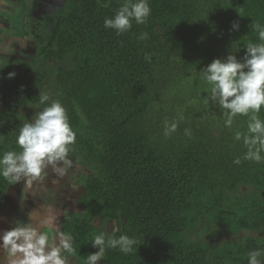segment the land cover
Segmentation results:
<instances>
[{
  "label": "trees",
  "instance_id": "trees-1",
  "mask_svg": "<svg viewBox=\"0 0 264 264\" xmlns=\"http://www.w3.org/2000/svg\"><path fill=\"white\" fill-rule=\"evenodd\" d=\"M124 2L59 0L28 55L36 66H0V156L22 151L23 122L58 100L76 134L69 156L84 192V211L64 226L74 252L63 255L86 264L98 250L91 240L104 232L137 243L128 254L108 248L99 264H248L264 237L217 244L190 235L205 225L229 235L264 231V162L243 159V139H234L247 133L249 118L238 115L226 127L219 106L206 102L211 85L199 72L230 51L239 59L249 43H264L254 28L264 26V0H149L145 23L133 21L124 33L105 28ZM44 94L49 100L41 104ZM258 115L264 120V106ZM166 119L178 124L169 137ZM10 183L0 176L1 190ZM96 216L115 232L96 228Z\"/></svg>",
  "mask_w": 264,
  "mask_h": 264
},
{
  "label": "clouds",
  "instance_id": "clouds-1",
  "mask_svg": "<svg viewBox=\"0 0 264 264\" xmlns=\"http://www.w3.org/2000/svg\"><path fill=\"white\" fill-rule=\"evenodd\" d=\"M151 14L149 0H125L111 17H106L104 27L114 29L117 33L127 32L132 28L133 21L143 24ZM237 21L231 28L238 30ZM259 33V40L264 41V26L254 24ZM140 39H147L148 33H141ZM145 59H150L146 55ZM16 75L8 73L9 78ZM200 78L211 85L206 102L218 105L225 119V126L231 127L238 115L248 116L247 133L237 132L236 141L243 139L247 151L245 160L264 162V120L259 112L264 106V43H249L242 58H237L231 51L225 58H216L200 70ZM44 104L49 97L39 96ZM176 121L164 122V136L169 137L177 130ZM186 135H191L185 129ZM76 134L73 131L68 114L58 100H53L48 106L36 113L31 120L23 122L16 143L22 151H7L0 156V176L19 182L32 181L45 183L51 173L56 178L63 177L75 165L69 156L70 146L75 143ZM234 163H241L238 157ZM31 211L28 221H16L14 226L0 234V248L7 252L11 264H66L63 253H73V237L59 231L57 228L51 235L33 225ZM46 222V221H45ZM92 246L98 250L86 256V264H99L105 259L108 248H119L124 254L131 253L137 243L134 238L120 235L118 238L101 232L91 240ZM248 264H264V248L248 253Z\"/></svg>",
  "mask_w": 264,
  "mask_h": 264
},
{
  "label": "crops",
  "instance_id": "crops-1",
  "mask_svg": "<svg viewBox=\"0 0 264 264\" xmlns=\"http://www.w3.org/2000/svg\"><path fill=\"white\" fill-rule=\"evenodd\" d=\"M59 0H0V27L10 30L11 23L15 17L24 18L26 20L25 31L21 35L20 42L7 37L0 30V61L3 57L10 56L14 44L30 43L27 39L31 34L28 22L42 23L45 15H53L57 11ZM43 24V23H42ZM41 32H38L41 35ZM18 37L17 35H13ZM1 37H7L2 39ZM20 38V37H19ZM41 38V37H40ZM41 40V39H40ZM6 41V42H5ZM17 53L19 50H16ZM75 165L63 177L56 178L55 184L52 183L54 175L46 178L45 183L26 182L21 180L15 182L11 180L6 190L0 189V234L3 231L14 226L16 221H28V213L31 211L32 223L42 231H49L50 235L58 228L59 231L66 233L64 226L67 220L79 216L84 211L82 204L78 198L83 189L77 186L73 180L75 177ZM73 181L75 184L69 183ZM62 182L56 186V183ZM35 184V186H34ZM79 190L80 193H77ZM46 221V222H45ZM93 225L99 229H109L111 234L115 232L112 223L103 221L100 216H96ZM66 264H82L79 258L73 254H65ZM0 264H11V259L7 252L0 248Z\"/></svg>",
  "mask_w": 264,
  "mask_h": 264
},
{
  "label": "rangeland",
  "instance_id": "rangeland-1",
  "mask_svg": "<svg viewBox=\"0 0 264 264\" xmlns=\"http://www.w3.org/2000/svg\"><path fill=\"white\" fill-rule=\"evenodd\" d=\"M25 24L26 20L20 17H15L14 21L11 23L10 30L4 29L0 27V30L2 33H4L7 37H9L12 41V39L16 40V42H20L19 39H21V35L23 34V30L25 31ZM28 25H30L31 28V34L28 37V41L30 42L27 45L21 43L19 45L14 44V47H12V51L9 53L10 56L3 57V59L0 61V66L5 69V71L9 70H18L19 72H22L28 65L36 66L33 61H30L28 58V55L30 56L32 53L34 54L37 50L38 46L41 45L40 35L38 32H40L43 29V24L39 22H28ZM47 27L44 26V30ZM13 35H17L18 37H14ZM7 37H1L2 39H6ZM20 37V38H19ZM6 42V41H5ZM16 50H19L17 53ZM0 88L2 89L1 85ZM33 114L31 113V117ZM73 169V168H72ZM71 169V170H72ZM54 174H52L53 176ZM69 183H72L73 185L75 182L68 181ZM37 184V182L35 183ZM34 184V186H35ZM62 182L56 183V186L61 185ZM242 190L251 192V188H242ZM108 224V223H107ZM191 238L195 239L196 237L201 238L203 241H208L212 243L217 244H224L226 241H234V240H240L242 237L246 236H256V237H264V231L261 233H253V232H245L242 231L235 235H229L226 234L223 230H220L219 228H211L207 225H205L202 228L197 229L195 232H190Z\"/></svg>",
  "mask_w": 264,
  "mask_h": 264
}]
</instances>
